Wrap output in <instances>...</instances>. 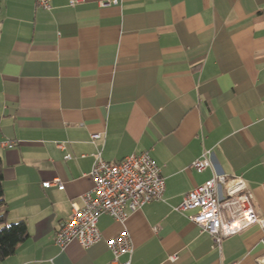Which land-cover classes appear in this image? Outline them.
Masks as SVG:
<instances>
[{
  "label": "crops",
  "instance_id": "obj_1",
  "mask_svg": "<svg viewBox=\"0 0 264 264\" xmlns=\"http://www.w3.org/2000/svg\"><path fill=\"white\" fill-rule=\"evenodd\" d=\"M143 151L161 167L162 199L124 221L103 213L89 248L59 246L96 156ZM0 156L8 221L29 231L0 264H113L108 240L124 230L131 264H259L258 224L218 248L196 210L177 207L226 173L264 215V0H0ZM55 179L63 189L43 186Z\"/></svg>",
  "mask_w": 264,
  "mask_h": 264
},
{
  "label": "built area",
  "instance_id": "obj_2",
  "mask_svg": "<svg viewBox=\"0 0 264 264\" xmlns=\"http://www.w3.org/2000/svg\"><path fill=\"white\" fill-rule=\"evenodd\" d=\"M81 1L70 0V5ZM37 4L50 8L51 0H37ZM99 137V133L92 135L93 139ZM59 146L63 147V144ZM192 165L199 171L210 166L208 152L195 159ZM89 175L94 182L93 188L80 196L82 206L72 203L68 219L56 231L55 242L63 248L72 241H78L83 248L91 247L102 238L98 221L103 213L124 221L127 208L133 212L149 202L160 200L165 190L161 167L149 151L132 153L119 161H106L99 154ZM54 184L64 188L59 179L45 181L43 186ZM252 199L253 193L242 176L215 173L205 183L187 192L177 209H195L189 218L211 235L214 246L221 248L224 239L253 224H258L264 232V215L255 212ZM108 244L113 253V264H131L133 245L126 230L109 239ZM125 254L129 259L121 260ZM172 258L177 259V255ZM258 259L259 264H264V256Z\"/></svg>",
  "mask_w": 264,
  "mask_h": 264
},
{
  "label": "trees",
  "instance_id": "obj_3",
  "mask_svg": "<svg viewBox=\"0 0 264 264\" xmlns=\"http://www.w3.org/2000/svg\"><path fill=\"white\" fill-rule=\"evenodd\" d=\"M3 178V160L0 156V262L11 256L18 245L29 236L28 227L24 220L8 221Z\"/></svg>",
  "mask_w": 264,
  "mask_h": 264
}]
</instances>
